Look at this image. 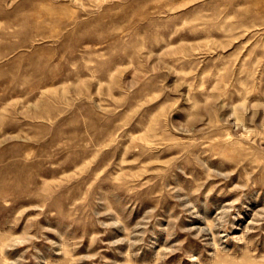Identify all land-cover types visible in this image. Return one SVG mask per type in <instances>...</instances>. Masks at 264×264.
Segmentation results:
<instances>
[{
    "label": "rangeland",
    "instance_id": "obj_1",
    "mask_svg": "<svg viewBox=\"0 0 264 264\" xmlns=\"http://www.w3.org/2000/svg\"><path fill=\"white\" fill-rule=\"evenodd\" d=\"M0 264H264V0H0Z\"/></svg>",
    "mask_w": 264,
    "mask_h": 264
}]
</instances>
